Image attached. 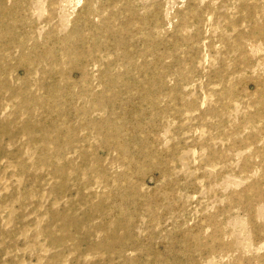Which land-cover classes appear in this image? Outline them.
I'll list each match as a JSON object with an SVG mask.
<instances>
[{
  "label": "rangeland",
  "instance_id": "374dc122",
  "mask_svg": "<svg viewBox=\"0 0 264 264\" xmlns=\"http://www.w3.org/2000/svg\"><path fill=\"white\" fill-rule=\"evenodd\" d=\"M0 264H264V0H0Z\"/></svg>",
  "mask_w": 264,
  "mask_h": 264
}]
</instances>
